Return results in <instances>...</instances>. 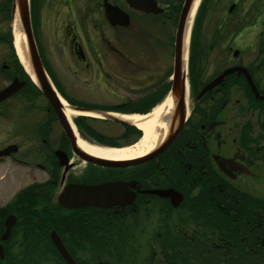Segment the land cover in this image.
<instances>
[{"label": "flooded vegetation", "instance_id": "obj_1", "mask_svg": "<svg viewBox=\"0 0 264 264\" xmlns=\"http://www.w3.org/2000/svg\"><path fill=\"white\" fill-rule=\"evenodd\" d=\"M38 1L41 9L43 0H29L32 14ZM135 2L139 8L126 0H86L84 20L100 9L104 25L92 29L85 52L74 35L69 52L74 64L93 65L108 94L124 91L121 74L141 87L126 98L113 95L118 101L112 105L66 100L81 110L144 116L142 110L169 99L164 121L169 130L178 128L159 151L153 152L158 143L136 159L106 166L78 157L38 94L45 115L13 57L12 0H0V92L14 80L25 83L0 102V152L9 150L0 166L12 167L10 184L18 183L4 197L0 237L5 219L15 220L0 241V264L23 259L24 247L8 244L14 236L23 242L41 236L36 264H264V0L200 1L194 39L204 45L197 55L200 78L189 49L183 107L171 93L184 0ZM106 4L127 22L119 14L112 25ZM72 124L76 139H94ZM116 125L120 136L133 129ZM83 128L94 131L86 122ZM166 130L158 133L160 141ZM96 147L111 149L100 142Z\"/></svg>", "mask_w": 264, "mask_h": 264}, {"label": "rangeland", "instance_id": "obj_2", "mask_svg": "<svg viewBox=\"0 0 264 264\" xmlns=\"http://www.w3.org/2000/svg\"><path fill=\"white\" fill-rule=\"evenodd\" d=\"M69 1L71 0H43L41 9L39 7L40 1H38V5L33 7V14L31 13V26L37 50L57 90L67 99L83 102L94 101L93 103H97L99 105L114 104V102L118 101V98L113 95L118 96L119 94L126 98L130 94H133L130 92L132 90H137L136 88L141 86H139L140 84L138 82H134L135 80L133 77L129 76L128 73L124 74V76L122 74L118 76L117 72H113V74L119 77L118 80L120 81V85L124 86L123 90L126 93H124V91L116 90L112 94H108L106 90L110 89L104 88V77H101V75L98 77L96 73L92 71L94 69L92 68L93 65L90 62H87L91 66L89 68H86V62L79 63L78 65L73 63L69 52V43L72 37L76 35V37H78L77 40L80 39L79 41L82 51L85 52V47L87 46V41L89 40V34L91 33L93 36L92 29L95 27H101L104 21L101 17L102 10L100 9H94L91 13L92 18L87 17L84 20L85 17L83 15L85 13L83 8H85V4L88 5L86 0H79L80 4L78 5L73 4L72 2L70 3ZM196 17L197 13L195 14L192 22V34L190 32L191 37L188 42V49H190L192 54L194 53L195 55L193 56L191 69L194 70L195 77L198 76L200 78V69L198 68L200 65V58H198L197 55L200 54V47L204 45L200 42L199 47L194 40L195 36L200 35V18L199 20L197 18L196 21ZM196 25L197 29H195ZM210 29L211 27L209 26L206 36L209 35ZM203 49L206 48L203 47ZM12 53L14 60H16L14 50H12ZM210 53L213 52L211 51ZM190 54L191 53L188 52V55ZM123 79L125 82L122 83L121 81ZM36 94L38 95L37 92L35 95ZM38 97V101H42L44 104L45 115H47V105L39 95ZM112 97H115L116 100L112 99ZM78 117L83 118L85 122L97 132L96 133L92 130L94 134H98V136L94 137V139L87 138V141L81 139L92 146L97 145L99 142L98 137H103V139L106 137L104 140L107 142L112 138L111 143H113V146L111 147L114 148L128 146L133 144L138 139L136 137L134 140L132 135H128L126 138L121 137L120 133L122 129L120 126L109 121L106 122L102 119L92 120L91 117L87 118L86 116H76L71 119V124L72 121ZM89 136L91 137V135ZM104 145H107V148H111L108 144ZM26 149L30 150L31 146L26 144L25 150ZM22 154L24 156L28 155L26 152H22ZM5 166L7 165L0 166V178L3 176L5 177L0 181V208H4L6 206L7 199L12 196V191H14V189L18 186V183L10 184L12 174L14 175V169L11 167L6 171ZM21 174L22 181L26 180L23 177V174H25L24 171H22ZM6 195L8 198H4ZM40 237L41 236H39V238L29 237L25 242L16 236L11 239L8 244L22 245L24 247V254H21L23 255V259H18V261L16 260V264H33L34 262L36 264L38 254H33V252L34 250L36 251L34 247L40 244H38V241L42 239H40ZM14 255L17 256L16 254ZM151 255L146 254V259L144 260H149ZM141 257L143 258L144 255H141Z\"/></svg>", "mask_w": 264, "mask_h": 264}, {"label": "water", "instance_id": "obj_3", "mask_svg": "<svg viewBox=\"0 0 264 264\" xmlns=\"http://www.w3.org/2000/svg\"><path fill=\"white\" fill-rule=\"evenodd\" d=\"M126 1L130 4V6L139 8L137 3L135 2L136 0L134 1L126 0ZM194 1L195 0H185L184 1L180 16H179L178 26H177L176 35H175L174 73H173L171 94L175 102H176V98L178 97V100L176 102L178 103L177 107H180V106L183 107L182 98L184 96V92L186 88V59L184 61L183 42H184V34H185L188 16H189V13L193 6ZM29 11H30L29 10V0H12L11 30L13 32V26L16 25L17 32L20 33L24 39V43H23L24 59L27 64V71L24 70L25 73L27 74L31 82L35 85V87L40 92V94L45 98V100L49 104L62 131L73 144V147L76 153L78 154L79 158H81L82 160L86 162H90L94 164H103L106 166L121 165L122 164L121 161H110L106 159H99L91 155H88L87 153H85L79 148L74 129L72 128V125L70 124V122L67 120V118L64 115L63 106L60 101V97L58 93L56 92L52 82L50 81L43 67V64L40 60V57L38 55L35 41H34L33 34H32V30H31ZM105 12H106L107 20L112 25L118 24L120 15H123L124 21L127 22L126 15L122 14L116 7L106 4ZM230 73H232V70H229L228 72L221 75L217 79V81L221 80L224 76ZM24 84H25L24 82H19L17 80H14L7 88H5L4 90L0 92V102L5 100L9 96L13 95ZM176 103L174 104L175 107H176ZM71 109H74L75 111H79V112L86 111V110H81L78 108H71ZM103 118L105 120L111 121L119 125H123V126L130 125L127 121L119 119L112 114L111 115L103 114ZM175 126L169 130V125H167L166 129L168 130V133L166 134L163 141L159 142L158 148H156L153 152L159 151V149H161L163 145L169 141L172 133L178 128V126H176V129H175ZM8 152L9 150H4L0 152V156H6ZM4 214H6V209L0 208V216H3ZM14 220L15 219L13 216H9L5 219L4 233L0 237L1 242L5 241L8 238L10 230L14 224ZM0 254L2 255L1 246H0Z\"/></svg>", "mask_w": 264, "mask_h": 264}, {"label": "bare ground", "instance_id": "obj_4", "mask_svg": "<svg viewBox=\"0 0 264 264\" xmlns=\"http://www.w3.org/2000/svg\"><path fill=\"white\" fill-rule=\"evenodd\" d=\"M200 1L201 0L194 1L188 16L185 34H184V42H183L184 61L187 57V48L190 39L192 22L194 20ZM12 35H13V47L17 59L20 65L23 67V69L27 71V64L24 59V49H23L24 39L23 36L17 32L16 25L13 26ZM60 101L63 106L64 115L67 118V120L70 122V124H71V119L76 116H88L93 118H102L103 116L95 112L75 111L74 109H71L70 106H68V104L62 98H60ZM170 108H171V102L168 99L165 103L152 110V112L148 115H144V116L114 115L119 119L129 122L141 132L140 139L126 148H122V149L100 148V147L92 146L86 143L85 141H82L79 138L77 139L78 146L82 151H84L88 155H91L99 159H106L110 161H124V160L136 159L150 152L160 142V138H158L157 135L160 131L166 130V122L164 121V118H166Z\"/></svg>", "mask_w": 264, "mask_h": 264}, {"label": "trees", "instance_id": "obj_5", "mask_svg": "<svg viewBox=\"0 0 264 264\" xmlns=\"http://www.w3.org/2000/svg\"><path fill=\"white\" fill-rule=\"evenodd\" d=\"M200 14V13H199ZM20 68V67H19ZM20 70H21V68H20ZM21 72H22V74H24L23 73V71L21 70ZM23 77H25V78H27V76L24 74L23 75ZM27 80H28V83H27V85H29L30 87H32V88H34L35 90H36V92L38 93V91H37V89L31 84V82L29 81V79L27 78ZM39 94V93H38ZM149 110L147 109V110H142L141 111V114H144V113H147ZM117 112V111H116ZM75 121H76V123L78 124V126H79V128H80V130H84V132H86V133H88L89 135H91V136H93V138L94 137H96V136H98V135H96V134H94L93 133V131H90V130H87V129H84L83 128V122H85V120L83 119V118H78V119H75ZM128 133H126V136L124 135V136H121V137H123V138H126L128 135H130L131 133H133V134H136V137L137 138H139V136H140V133L138 132V131H136L135 129H128V131H127ZM98 139H99V142L100 143H102V144H108V145H110V146H113L112 144L113 143H111L112 141H111V139H109L110 141H106V140H104V139H106V137L103 139V137H98Z\"/></svg>", "mask_w": 264, "mask_h": 264}]
</instances>
